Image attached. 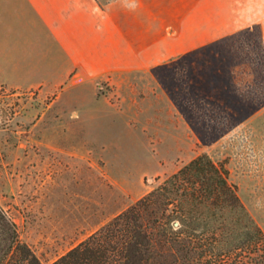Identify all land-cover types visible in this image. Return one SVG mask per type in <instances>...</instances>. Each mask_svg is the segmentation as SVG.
<instances>
[{
  "label": "rangeland",
  "instance_id": "374dc122",
  "mask_svg": "<svg viewBox=\"0 0 264 264\" xmlns=\"http://www.w3.org/2000/svg\"><path fill=\"white\" fill-rule=\"evenodd\" d=\"M160 24L162 63L95 94L0 84V205L42 264L201 155L264 232V2L162 0Z\"/></svg>",
  "mask_w": 264,
  "mask_h": 264
},
{
  "label": "trees",
  "instance_id": "16d2710c",
  "mask_svg": "<svg viewBox=\"0 0 264 264\" xmlns=\"http://www.w3.org/2000/svg\"><path fill=\"white\" fill-rule=\"evenodd\" d=\"M0 264H42L1 205ZM53 264H264V232L201 155Z\"/></svg>",
  "mask_w": 264,
  "mask_h": 264
},
{
  "label": "crops",
  "instance_id": "0c3cea01",
  "mask_svg": "<svg viewBox=\"0 0 264 264\" xmlns=\"http://www.w3.org/2000/svg\"><path fill=\"white\" fill-rule=\"evenodd\" d=\"M161 7L162 0H0V84L53 90L69 82L72 92L95 94L99 78L152 71L162 63Z\"/></svg>",
  "mask_w": 264,
  "mask_h": 264
}]
</instances>
